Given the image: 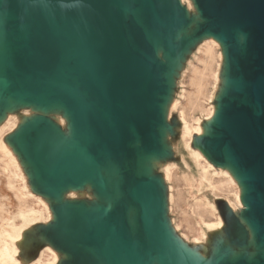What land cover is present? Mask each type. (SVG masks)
Wrapping results in <instances>:
<instances>
[{
	"label": "water",
	"instance_id": "1",
	"mask_svg": "<svg viewBox=\"0 0 264 264\" xmlns=\"http://www.w3.org/2000/svg\"><path fill=\"white\" fill-rule=\"evenodd\" d=\"M196 2L206 19L201 31L215 33L226 44L236 83L222 102L218 135L207 145L216 161L223 162L225 150L242 172L249 189L247 215L263 240L264 0ZM137 9L142 25L132 14ZM125 12L131 14L126 19ZM0 15L24 77L43 99L65 104L82 137L83 145L74 151L55 128L35 126L39 159L48 169L78 179L90 174L100 158L126 155L136 137L155 152L164 120L159 103L168 85L166 66L157 59L147 31L161 39L165 50L177 51L182 43L174 33L187 22L178 0H0ZM239 32L247 36L243 50L237 44ZM134 196L144 208L148 246L162 264H223L206 263L178 248L158 220L154 195L138 187ZM125 243H131L128 237ZM119 247L110 251L118 263L139 259L137 247L128 250V258L119 253L125 246ZM232 264H264V257Z\"/></svg>",
	"mask_w": 264,
	"mask_h": 264
},
{
	"label": "rangeland",
	"instance_id": "2",
	"mask_svg": "<svg viewBox=\"0 0 264 264\" xmlns=\"http://www.w3.org/2000/svg\"><path fill=\"white\" fill-rule=\"evenodd\" d=\"M190 16L192 21L182 33L179 42L191 41L196 37L200 39L191 43L183 53L185 58L182 63L185 68L180 69L178 75L174 73L175 81L165 92L168 95L171 87L172 98L177 97L179 101L178 105L172 109L170 116L162 120L160 124V128L166 129L170 136L165 140H158L153 147L155 154L160 155L163 162L172 165L170 179L166 178L162 165L149 173L141 168V160L144 158L143 162L148 163L146 159L152 152L147 149L143 141L130 145L124 156L100 158L90 174L78 179H73L67 172L57 173L48 169L39 159L35 126L48 125L55 128L56 132L65 139L66 145L71 150L78 151L83 145L78 125L66 107L64 110L51 109L52 112L49 114L63 118L67 127L56 122L53 117L49 116V119L32 109L31 104L51 108L57 103H54V100L43 99L40 91L34 87L35 84L24 77L20 63L13 56L11 47L5 48V51L0 54V124L5 125L10 115L13 121V125L8 130H3L2 138L6 139L12 152L16 149L14 153L21 161L25 181L32 186L25 200H20L17 189L10 188L9 173L4 171V165L0 161V229L3 228L5 232L10 233V235L0 236V245H4L8 249L7 255H10L8 256L10 258L0 259V264H40L41 261L49 264L47 262L50 258L49 253L57 255V264H120L117 258H113L110 251L114 248L120 249L119 246L122 244L125 246L123 251H119L122 256L128 258V250L136 252V247L138 248L136 254L139 256V259H133L124 264H162L158 253L148 246L144 208L134 196L138 187H144L148 189L150 195H154L159 222L170 241L185 253L194 255L206 263L223 264H232L236 261L231 262L230 259L234 249L240 250L237 260L247 259L253 251H256L258 258L261 257L264 248L251 245L241 249L240 246L246 244L247 237L239 227L233 228L231 224L227 227V241L211 232L208 233L212 242L209 244L210 250L206 256L202 255L204 253L202 245H195L194 242L197 230L193 211H196V208L192 204L201 199L210 200L215 203L219 213L228 219L227 208L228 206L231 210L233 208L227 200L233 201L234 191L236 192L237 188L233 184H228L224 177L215 181L213 190L201 184L198 180L195 161L182 137L183 127L180 118L182 110L186 111L190 121L194 118L203 120L208 108L219 103L218 100L210 103L207 97L215 81L219 61L218 52L225 53L224 45L216 38L215 41L220 45L218 49L203 47L201 37L204 33L201 31V25L204 21L200 18L198 11L197 15L192 13ZM2 35L3 40L7 41L6 34ZM1 48L3 49L0 45ZM226 51L227 60L225 54L224 60L229 63L228 49ZM166 54L167 52L163 49L161 59L169 68L170 61ZM222 65L225 68L224 63ZM221 76L222 79L224 78V83L221 79L222 89H224L226 77L224 69ZM11 96L17 99L13 104V112L7 110ZM39 99H43L44 102H37ZM23 101L29 104L24 105ZM66 113H70L69 117ZM55 122L58 124L56 125ZM197 140L198 137L193 141L195 149L199 147ZM204 155L205 159L211 160L207 154ZM45 158L49 159L48 156ZM216 167L220 171V166L216 165ZM114 169H116L115 173ZM189 172H191L188 175H191L192 181L184 178ZM17 184L20 185L22 182L18 181ZM40 201L42 207L45 203L49 206V211L42 214L39 220L23 222L15 215L18 211L39 209ZM205 216L204 219L207 221L215 219V216L208 213ZM127 237L130 239V244L125 243ZM212 246H217L220 250L217 252L211 250Z\"/></svg>",
	"mask_w": 264,
	"mask_h": 264
},
{
	"label": "bare ground",
	"instance_id": "3",
	"mask_svg": "<svg viewBox=\"0 0 264 264\" xmlns=\"http://www.w3.org/2000/svg\"><path fill=\"white\" fill-rule=\"evenodd\" d=\"M178 1H179L180 5L185 10V18L187 19V22L182 24L175 31V33H174V40L175 41L180 40L182 33H184V31L186 30V27H188L190 25V22L192 21L190 14L194 13L195 15H197V11H198L200 18H202L203 21H206V19L204 17H202V15H201V11L199 9V6H198L196 0H178ZM132 14L136 18V20L142 25L143 24V16H142L141 11L137 9L136 11H133ZM129 15H131L129 12H125L124 18L125 19L128 18ZM4 21H5V16L3 15V17H2L0 15V45L3 47V49L2 48L0 49V54L5 51V48L8 47L7 45H9V42H10L8 39H7V41L3 40V37H2L3 36L2 34L4 32H3L1 25L4 23ZM11 31H13V28H11ZM17 34H18L17 32H16V34L14 33V35L16 37H17ZM147 36H148L149 41L153 45L157 59L159 61H162V63H164V61L161 59V55L163 54V49H164V46L162 44L161 39L155 37L149 31H147ZM212 37H214V38H212ZM201 38H202L201 43H203L202 44L203 47L209 46L210 48H215V49H218L220 46L218 44V42L215 41V38H216V40L220 41L221 44H223L225 47V53L224 54L226 55V60H227V51H226L227 46L222 40L219 39L218 35L209 31V32L205 33ZM198 39H200V38L196 37L194 40L184 41V43H182V45H180V48L175 52H171L170 50H168V51L165 50L167 52L166 56L169 58V61H170V67L168 68L164 63V65L166 66V69L163 72V78H164L165 83L168 84V88H169V85H172L175 81L174 73L178 75V71L180 69L183 70L185 68V65L182 63V60L185 58V57H183V53L188 49V47L190 46L191 43H193L195 40H198ZM246 41H247V36L244 33L239 32L237 34V44L241 50L244 49ZM211 45H212V47H211ZM212 52H213V50H212ZM224 54L221 51L218 52L217 57H218L219 61L217 63V70L215 72V81H214V84L212 85V87L210 88L209 93H208V97H207L208 102L212 103L213 101L215 102V100H218L219 103L217 102L218 104L212 105L211 107L208 108L207 113H205L206 117L203 120H201L200 118H194L193 121H190L188 119V116H187V113L185 110H182L181 115H180L181 123H182V127H183L182 137H183V140L185 142L186 148L188 149L193 160L195 161V164L197 167L196 172L198 173L199 182L201 184L208 186L211 190H213L215 187L214 186L215 181L218 178L224 177V179H226L228 181V184H231V185L233 184L237 188L236 192L234 191L235 197H234L233 201L231 199H228V200L226 199L228 201V204L233 208V210H231V208L229 206L227 208L228 210L226 211V213H227V216L229 215L228 219L226 218V216H223V215H221V213H219V209L217 208L215 203H213L210 200L201 199V200H198L192 204L193 206H195L194 208H196V211L195 210L193 211V213L195 212V224H196V230H197V234L194 236V242H195V245L196 244L202 245V248H203L202 251L204 252L202 254L203 256L207 255L206 253L210 250L209 244L212 242V239L210 238L211 236L209 237L208 233L211 232L212 234L216 235L217 237L227 241V239H228L227 238L228 237L227 227L229 224H231L233 226V228L239 227L240 231L247 237V242H246V244H242L240 246L241 249H244L245 247H250L251 245H254L258 248H264V239L263 240L259 239L257 227L253 223V221L250 219V217L247 215L249 208L246 205L245 198H246L247 194L249 193V189H248L247 182H246L242 172L240 171L237 164L232 160V158L229 156V154L225 150H223V152H222L223 153L222 157L224 158L223 162H221V163L216 162V159L214 158V151L207 145L208 139H210V138L212 139L218 135L219 116H220L222 105H223L222 102H224L225 98H227V97L230 98L234 89L236 88L235 77H234V74L232 71V66H231V64L229 65V63L225 62ZM206 55H207V52H206ZM208 59H210V58H208ZM211 59H213V57ZM223 63H224L225 68H223V65H222ZM223 69L226 72L224 89H222L223 86L221 85V82H222L221 81V79H222L221 73H222ZM222 80L224 83V78ZM171 91H172V88L170 87V89H169L170 93L168 95H163L162 101H160V103H159V109H160L159 113L164 119H166L170 116L172 109L174 107H176L179 103L177 97L172 98ZM193 97H194V95H193ZM16 100L17 99L14 96L10 97V104L7 106L9 108V109H7V110H9V112L14 110L13 104ZM22 103L24 105L29 104L28 102H25V101H23ZM31 108L34 109L36 112L38 111V113H41V115H43L47 118H49V116L53 117L54 119H56V122H58L59 124L62 123L64 125H66L63 118H60L57 115L55 116V115L49 114L50 112H52L51 109H53V110L54 109L64 110L65 104L63 102H59V103H57V105H55L54 107H51V108H49L48 106H43V105H39V104L38 105L37 104H31ZM205 111H206V109H205ZM66 114L69 117L70 113H66ZM67 115H66V117H67ZM10 116L7 118V123L5 125L1 126L2 124H0V126H1L0 127V161L4 165V167H3L4 171L6 173H9L8 174L9 175L8 184H9L10 188L17 189V192L20 194V196H19L20 200H25L26 195L30 194L29 192H31L30 190H31L32 186L30 184H28L27 181H25V177H24L25 174L21 170V161L19 160V156L17 157L15 155L16 149H14L15 153L12 152L13 150L11 149V147L7 143V141H5L6 139H4V137L2 138L3 130H8L10 128V126L13 125V121H12V119H10ZM68 117H67V119H68ZM56 122H55V124L57 125L58 123H56ZM66 127H67V125H66ZM157 132H158V136L160 137L161 140H165V139L169 138V136H170V133H168L167 130L164 128H159ZM196 137H198L197 141H198L199 147L195 149L193 147V141L195 140ZM89 139L94 142L95 135L92 134L89 137ZM135 139H136L135 142L138 143L139 138L136 137ZM204 154H207L211 160H209L207 158L205 159ZM184 159H185V157H184ZM203 159H205V161H202ZM146 160L149 162L148 163L143 162L144 158H143V160H141V162H142L141 168L144 169V172H146V173L152 172V171H154L155 168L162 165L164 167L166 178L170 179L173 167L171 164H169L167 162H163L162 157L160 155H157V154H155V152H152L151 156L148 157ZM190 161H192V160H190ZM216 165L220 166V168H219L220 171L217 170L218 167H216ZM221 167H224V168H221ZM113 172L115 173L116 169H114ZM190 173L191 172L186 173L187 176L184 177L187 181H192L191 175H188ZM18 181L19 182L21 181L22 184H20V185L17 184ZM15 184H17V185H15ZM184 184H185V182H184ZM225 185H227V184H225ZM89 187H90V185H89ZM230 189H232V188H230ZM42 204H44V203L42 202ZM244 206H246V209H244ZM46 211L47 212L49 211V206L45 203L44 207H42L41 201H40L39 209L32 210V211L27 210L26 212L18 211V213L15 215H17L18 218H21V220L23 222H29V221L39 220L43 216L42 214H44ZM206 213L213 215V217L215 216V219L207 221L206 219H204V216ZM206 218H210V217H206ZM20 229H22V227ZM5 234H8V232H5L3 230V228H1L0 229V236H3ZM8 235H10V233ZM217 246H212L213 249H211V250H214L216 252L219 251L220 248ZM228 246H230V245L228 244ZM50 250H51V248H50ZM7 251H8V249L4 245H2V246L0 245V259L4 260L8 256H10V255H7V254H9ZM49 255H50V258L47 259V262L49 264H57V255H55V253H49ZM239 256H240V250L234 249L233 255L230 257L231 262L237 260L239 258ZM261 256L264 257V250L262 251ZM8 258H10V257H8ZM11 259H12V257H11ZM256 260H258V256H256V251H253L250 253L249 257H247V261L249 263H254ZM40 264H45V263H43L41 261Z\"/></svg>",
	"mask_w": 264,
	"mask_h": 264
}]
</instances>
